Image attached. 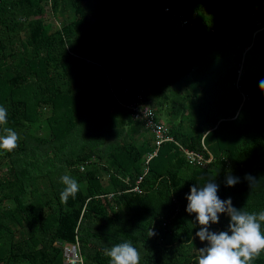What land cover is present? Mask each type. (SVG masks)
Segmentation results:
<instances>
[{
	"label": "trees",
	"instance_id": "16d2710c",
	"mask_svg": "<svg viewBox=\"0 0 264 264\" xmlns=\"http://www.w3.org/2000/svg\"><path fill=\"white\" fill-rule=\"evenodd\" d=\"M174 12L194 22L180 35ZM263 17L264 0H0V135H19L0 149V264H62L75 235L83 264H108L104 250L125 241L139 264H195L206 242L186 194L210 178L234 207L264 211ZM133 84L174 140L211 160L188 164L163 142L142 175L152 136L113 98ZM62 169L79 183L67 203Z\"/></svg>",
	"mask_w": 264,
	"mask_h": 264
},
{
	"label": "clouds",
	"instance_id": "9594fccd",
	"mask_svg": "<svg viewBox=\"0 0 264 264\" xmlns=\"http://www.w3.org/2000/svg\"><path fill=\"white\" fill-rule=\"evenodd\" d=\"M120 75L124 77L123 74ZM258 88L264 90V78L258 82ZM7 123L8 110L0 106V126ZM3 133L0 135V149L13 151L18 146V133L8 127L3 128ZM239 179L229 174L225 182L227 186H234ZM245 179L250 188L257 182V179L250 174H246ZM60 182L64 185L59 194L60 200L62 203H67L70 197L73 199L76 197L79 183L69 175L61 176ZM218 189L219 186L210 178L199 187L190 186L186 194L185 211L189 214L194 213L195 222L199 225L195 237L206 242L204 247L196 249L194 262L195 264H253V261L264 252V229H262L264 211L258 213L242 211L241 208L232 205L231 198L221 199ZM220 214L229 217L227 230L211 231L210 226L219 222ZM155 234L150 228L148 236ZM104 254L109 258L108 264H139L140 262V253L131 241L117 243L105 249ZM80 264H83L82 258Z\"/></svg>",
	"mask_w": 264,
	"mask_h": 264
},
{
	"label": "built area",
	"instance_id": "2783aa9c",
	"mask_svg": "<svg viewBox=\"0 0 264 264\" xmlns=\"http://www.w3.org/2000/svg\"><path fill=\"white\" fill-rule=\"evenodd\" d=\"M242 10L244 11V13L248 14L249 16L253 15V11L251 8L243 7ZM169 21L172 22L173 24V30L175 35H180L184 33L186 31V28L188 26H192L194 23L192 17L186 16L181 12H174L170 14ZM256 24L259 25V28L257 30L263 29L264 19L263 22L259 21L256 22ZM212 30L213 29L211 28L210 31ZM256 31H254L253 34ZM103 74L107 78V81L109 82V73L107 72L106 69L104 70ZM237 74H240V68L237 70ZM121 79H122V75H120L118 80L123 82ZM119 91L121 92V94L119 95L120 98H118V95L113 94V98L116 105H118L121 108L129 110L132 120L139 121L142 124V126L152 136V148L150 151H146L144 153L142 175L147 170L148 161L156 155L159 146L163 142L174 143L179 148L180 152L182 153L188 164L204 166L206 162L211 160L210 154L208 155V157H204L203 156L204 154L201 151L187 149L181 146L176 140L172 138V136L168 134L167 125L156 117L153 108L144 100L142 90L139 88L137 84L122 85ZM242 98L244 99V95H242ZM80 168H82V166H80ZM142 175L136 178L134 184L129 189L130 191H134L136 193L142 192L139 186ZM105 196L110 197L111 193L109 194L107 193L105 194ZM78 242L79 241L77 239V236L75 235L74 240H72L71 243L70 242L62 243V250H61L62 264H80V259L82 258V255L79 251Z\"/></svg>",
	"mask_w": 264,
	"mask_h": 264
},
{
	"label": "rangeland",
	"instance_id": "374dc122",
	"mask_svg": "<svg viewBox=\"0 0 264 264\" xmlns=\"http://www.w3.org/2000/svg\"><path fill=\"white\" fill-rule=\"evenodd\" d=\"M47 21H49V22H52V23H54V19H53V17L50 15V13H49V11L47 10V12H46V18H45ZM161 120H162V118H160ZM163 121V120H162ZM48 156H52V153H48L47 154ZM260 164H262V163H260ZM63 170V172H62V174H67L66 173V171L64 170V169H62ZM63 176V175H62Z\"/></svg>",
	"mask_w": 264,
	"mask_h": 264
}]
</instances>
